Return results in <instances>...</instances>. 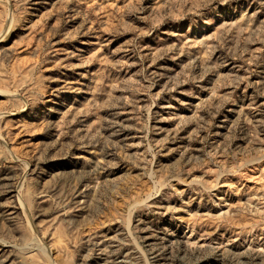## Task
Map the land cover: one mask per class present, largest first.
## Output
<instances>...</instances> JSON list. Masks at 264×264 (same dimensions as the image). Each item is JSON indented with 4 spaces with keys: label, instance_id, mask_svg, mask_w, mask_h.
<instances>
[{
    "label": "rangeland",
    "instance_id": "rangeland-1",
    "mask_svg": "<svg viewBox=\"0 0 264 264\" xmlns=\"http://www.w3.org/2000/svg\"><path fill=\"white\" fill-rule=\"evenodd\" d=\"M0 264H264V0H0Z\"/></svg>",
    "mask_w": 264,
    "mask_h": 264
}]
</instances>
